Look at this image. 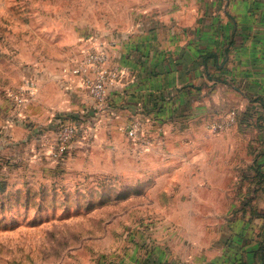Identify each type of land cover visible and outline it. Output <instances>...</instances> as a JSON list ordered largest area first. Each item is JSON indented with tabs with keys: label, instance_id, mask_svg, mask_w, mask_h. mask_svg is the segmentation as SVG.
Masks as SVG:
<instances>
[{
	"label": "rangeland",
	"instance_id": "obj_1",
	"mask_svg": "<svg viewBox=\"0 0 264 264\" xmlns=\"http://www.w3.org/2000/svg\"><path fill=\"white\" fill-rule=\"evenodd\" d=\"M123 4L130 1L0 0V264H131L162 245L169 215H230L224 201L218 210L196 203L183 185L233 184L232 215L240 214L243 198L252 197L247 190L242 195L239 185L250 183L241 170L257 165L249 159L258 145L255 133L240 126L239 112L230 129H209L235 135L229 156L225 146L213 156L206 142L188 145L186 161L169 158L164 127L145 120L150 144L132 140L117 124L88 135L58 160L50 156L54 126L26 113L33 98L19 106L11 92L38 73L39 59H80L75 56L103 35L128 26L132 17L120 9ZM85 41L90 45L82 46ZM171 168L176 172L164 175ZM230 170L233 176H227ZM181 199L190 207L180 206ZM179 221L170 228H179Z\"/></svg>",
	"mask_w": 264,
	"mask_h": 264
},
{
	"label": "crops",
	"instance_id": "obj_2",
	"mask_svg": "<svg viewBox=\"0 0 264 264\" xmlns=\"http://www.w3.org/2000/svg\"><path fill=\"white\" fill-rule=\"evenodd\" d=\"M129 1V6L120 8L132 17L128 26L101 37L115 40L111 59L124 69L121 80L110 89L108 109L96 113L76 85L60 83L59 67L73 59H39L35 73L39 92L26 113L41 124L55 126L48 114L77 116L88 108L97 136L101 128L142 116L151 125L158 122L157 127H164L169 158L186 161L191 155L186 148L192 143L209 142L213 156L224 146L225 154L232 153L235 135L214 134L209 122L237 108L240 126L255 133L258 145L257 154L249 159L257 165L241 170L250 183L239 185L242 195L247 190L253 198H243L240 214L232 215L233 184L194 180L183 185L194 193L196 203L218 210V203L224 201L230 215H218L222 210L211 215H169L162 245L131 264H264V183L260 179L264 177V0ZM174 171L163 169L164 175ZM226 174L233 176L234 171ZM256 175L259 182L253 183ZM178 204L191 205L182 199ZM175 219L180 220L176 230L170 228Z\"/></svg>",
	"mask_w": 264,
	"mask_h": 264
},
{
	"label": "built area",
	"instance_id": "obj_3",
	"mask_svg": "<svg viewBox=\"0 0 264 264\" xmlns=\"http://www.w3.org/2000/svg\"><path fill=\"white\" fill-rule=\"evenodd\" d=\"M93 44L80 59L63 63L60 67V83L76 85L78 90L85 93L96 113L108 109L110 89L124 75V69L111 59L115 40L103 38ZM39 77L37 74L27 76L16 91L11 95L19 106L26 105L39 92ZM69 85L68 87H73ZM68 116L54 118V132L50 143V156L58 160L69 152L75 144L84 143L88 135H94L93 114L88 108L82 113L67 119ZM238 111L230 109L223 117L210 120L209 128L214 131L230 129L237 123ZM142 116H132L128 121L118 124L132 140L150 144ZM150 121V120H148ZM57 126V127H56ZM56 127V128H55Z\"/></svg>",
	"mask_w": 264,
	"mask_h": 264
},
{
	"label": "trees",
	"instance_id": "obj_4",
	"mask_svg": "<svg viewBox=\"0 0 264 264\" xmlns=\"http://www.w3.org/2000/svg\"><path fill=\"white\" fill-rule=\"evenodd\" d=\"M262 178H261V181L264 183V177H263V175L261 176Z\"/></svg>",
	"mask_w": 264,
	"mask_h": 264
}]
</instances>
